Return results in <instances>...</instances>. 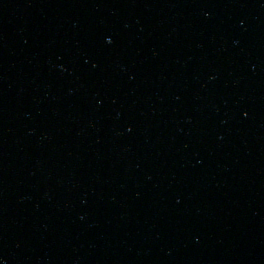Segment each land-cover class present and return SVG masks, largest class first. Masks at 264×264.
<instances>
[{
    "label": "water",
    "instance_id": "obj_1",
    "mask_svg": "<svg viewBox=\"0 0 264 264\" xmlns=\"http://www.w3.org/2000/svg\"><path fill=\"white\" fill-rule=\"evenodd\" d=\"M0 264H264V0H0Z\"/></svg>",
    "mask_w": 264,
    "mask_h": 264
}]
</instances>
